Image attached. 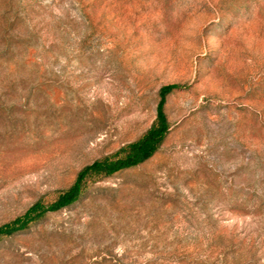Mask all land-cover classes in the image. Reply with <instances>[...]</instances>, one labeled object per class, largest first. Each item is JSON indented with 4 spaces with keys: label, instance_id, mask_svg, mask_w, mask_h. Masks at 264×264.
Masks as SVG:
<instances>
[{
    "label": "rangeland",
    "instance_id": "rangeland-1",
    "mask_svg": "<svg viewBox=\"0 0 264 264\" xmlns=\"http://www.w3.org/2000/svg\"><path fill=\"white\" fill-rule=\"evenodd\" d=\"M37 203L0 264H264V0H0V228Z\"/></svg>",
    "mask_w": 264,
    "mask_h": 264
},
{
    "label": "trees",
    "instance_id": "trees-1",
    "mask_svg": "<svg viewBox=\"0 0 264 264\" xmlns=\"http://www.w3.org/2000/svg\"><path fill=\"white\" fill-rule=\"evenodd\" d=\"M171 89L172 86H168L164 88L162 90L163 95L167 94ZM158 124H159L158 126H155L153 129H151L139 142L131 146L133 152H131L125 158H122L114 163L97 161L89 169L108 170L111 172L123 167L137 164L138 162L147 159L153 154V152L161 142L163 138L164 130L166 129V122L162 113H159ZM88 170H85L83 174H81L80 178L77 180V183L74 185V187L70 191L61 195L58 201L54 203L53 206H51V208L55 209L70 204L80 195L81 193L80 181ZM43 207L44 206L42 204L37 203L36 205L31 207L23 217H20L15 221L1 227L0 235L12 233L27 227L28 223L33 219V215L36 214L37 212L42 211Z\"/></svg>",
    "mask_w": 264,
    "mask_h": 264
}]
</instances>
